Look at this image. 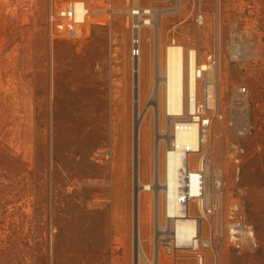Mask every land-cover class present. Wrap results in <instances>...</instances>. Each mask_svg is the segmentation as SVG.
I'll return each mask as SVG.
<instances>
[{
    "label": "rangeland",
    "instance_id": "obj_1",
    "mask_svg": "<svg viewBox=\"0 0 264 264\" xmlns=\"http://www.w3.org/2000/svg\"><path fill=\"white\" fill-rule=\"evenodd\" d=\"M68 1L0 0V264H264V0H140L156 25L143 31L137 76L131 0H85L81 36L51 21ZM173 43L211 61L212 196L204 212L188 202L198 248L167 244L159 188L177 116L155 64ZM58 199L78 213L61 236ZM77 200L104 210L108 226Z\"/></svg>",
    "mask_w": 264,
    "mask_h": 264
},
{
    "label": "bare ground",
    "instance_id": "obj_2",
    "mask_svg": "<svg viewBox=\"0 0 264 264\" xmlns=\"http://www.w3.org/2000/svg\"><path fill=\"white\" fill-rule=\"evenodd\" d=\"M78 19H82V14ZM155 25L156 23H153L154 27ZM163 58L164 63L159 61V66L155 64L159 78L157 86L160 88L159 85L164 84L167 114L177 116L178 122L172 127L173 143L166 151L164 158L166 173L159 188L165 198L167 216L172 218L171 235L176 246L190 245L196 248L200 242L198 220L193 218L192 207L188 206V202L194 201L202 210L204 202L201 196L206 195L207 201L212 196L211 181L209 183L207 180L206 186L202 187L198 174L193 169L197 163L205 164L204 155L208 146V143L201 141L199 122L201 119L194 116L197 111L199 83L196 70L198 67L206 70L208 65L198 63L194 50H188L176 43L166 47ZM190 115L194 117L189 119ZM209 173L208 166V176ZM144 188L148 189L151 186ZM193 197L197 199H192ZM167 244H171V241ZM205 244L209 245L210 240ZM138 253H141V250Z\"/></svg>",
    "mask_w": 264,
    "mask_h": 264
},
{
    "label": "built area",
    "instance_id": "obj_3",
    "mask_svg": "<svg viewBox=\"0 0 264 264\" xmlns=\"http://www.w3.org/2000/svg\"><path fill=\"white\" fill-rule=\"evenodd\" d=\"M82 10V12H81ZM90 7L86 3L85 0H70L64 5H62L60 8H58L55 15L51 16V21L54 22H62L65 26L62 29H59V31L62 34L65 35H82L83 34V27L87 23L88 15L90 14ZM81 12L83 17L82 19H78L77 15ZM126 14L128 17V24H129V30H130V56L132 61V73L133 75L137 76L140 72V62H141V56L143 52V31L149 27L153 26V23L155 22L156 17V10L153 6L148 5L146 3H143L140 0H131L130 5L126 9ZM202 18V15L199 16V20ZM181 45V44H180ZM193 50V49H188ZM195 51V50H194ZM196 53V51H195ZM208 65V68L211 66V61ZM207 68V69H208ZM202 70L200 67L196 70V75L198 81H201V88L202 92L199 96L198 94V101H197V111L194 116H198L201 120L199 121L201 124V131H200V137L201 141L204 143H207L208 136L211 132V126H212V118L205 114V112L211 108V105L214 103V92H213V83L211 80L206 78L207 71L208 70ZM245 92L246 89L243 88L242 92ZM193 115H190L189 119L194 117ZM178 119V117H177ZM174 122V126L177 125L178 120ZM206 160V155H204V162ZM193 169L198 174V179L200 181V185L202 187L206 186L207 180L210 183L209 176L207 175V164L197 163ZM208 178V179H207ZM216 186H220L222 184L221 178L217 177L215 180ZM202 201L204 202V207L202 208V212H204L206 209L209 210V201L206 200V195H202ZM211 198V197H210ZM192 199H197L196 197H193ZM206 205V206H205ZM208 205V206H207ZM234 227V224H233ZM240 234L241 233L238 230H235V228L232 229V234ZM236 236V235H234ZM175 241V240H174ZM171 241V244L168 245H175V242ZM169 243V242H168ZM190 246V245H186ZM178 247V246H177ZM195 248L194 246H190ZM199 247V243L197 244V247ZM200 264L203 263V257L199 256Z\"/></svg>",
    "mask_w": 264,
    "mask_h": 264
},
{
    "label": "trees",
    "instance_id": "obj_4",
    "mask_svg": "<svg viewBox=\"0 0 264 264\" xmlns=\"http://www.w3.org/2000/svg\"><path fill=\"white\" fill-rule=\"evenodd\" d=\"M3 158H4V160L6 159L9 162H11V164L12 163H15V162L22 163L20 160H17L16 159V156L15 155H13L11 153H5L4 156H3ZM0 185H1V183H0ZM56 188L58 189V187H56ZM60 193H61L60 190H57V194H60ZM44 198H45V202L46 201L47 202L49 201L46 196ZM64 203L65 202H64L63 199H58L57 202H56V204L58 205L57 206L58 207V210H56V212H57L56 213V220H57L56 225H57V229H58V232H59L58 233V236H61L62 230H63V228H65V226L67 227L68 222L71 221V220H74L75 218H77L75 216L78 215V213H77V214H73L71 216L70 214L65 213L64 212V208H63ZM75 203L77 204V207H76L77 210L78 209L80 210L81 208L87 209L89 212H91L92 214H94L95 216H97L98 221L101 220V223H102L103 226H105V227L108 226V224H109L108 223V217H107L106 212L104 210H101L100 208H88V206L87 207L84 206L82 204V202L79 201V200L75 201ZM51 204H52V206H54L53 201H51ZM47 220L50 222L49 216L47 217ZM51 220H52V218H51ZM53 220H54V218H53ZM74 221H76V220H74Z\"/></svg>",
    "mask_w": 264,
    "mask_h": 264
}]
</instances>
